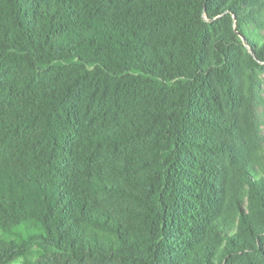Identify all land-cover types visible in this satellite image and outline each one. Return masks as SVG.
Wrapping results in <instances>:
<instances>
[{"label": "trees", "instance_id": "16d2710c", "mask_svg": "<svg viewBox=\"0 0 264 264\" xmlns=\"http://www.w3.org/2000/svg\"><path fill=\"white\" fill-rule=\"evenodd\" d=\"M264 0H0V264H264Z\"/></svg>", "mask_w": 264, "mask_h": 264}, {"label": "rangeland", "instance_id": "374dc122", "mask_svg": "<svg viewBox=\"0 0 264 264\" xmlns=\"http://www.w3.org/2000/svg\"><path fill=\"white\" fill-rule=\"evenodd\" d=\"M258 80L260 84V95L263 98L262 104L259 107V121H260V136L264 143V70L258 74ZM10 264H21V259H17Z\"/></svg>", "mask_w": 264, "mask_h": 264}]
</instances>
